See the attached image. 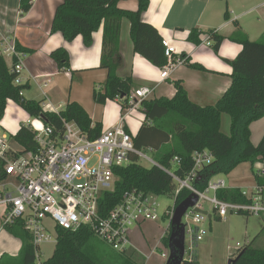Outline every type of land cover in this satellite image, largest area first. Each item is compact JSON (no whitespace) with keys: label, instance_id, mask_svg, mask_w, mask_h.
<instances>
[{"label":"trees","instance_id":"1","mask_svg":"<svg viewBox=\"0 0 264 264\" xmlns=\"http://www.w3.org/2000/svg\"><path fill=\"white\" fill-rule=\"evenodd\" d=\"M31 0H20L22 14L31 7ZM128 0H62L54 12L50 33H60L70 43L76 37L82 38L86 48L92 45V35L102 28V51L100 68L106 70V79L102 85H96L92 92L95 103L104 105L107 101L119 103L122 114L128 107V97L133 88L130 77L120 78L117 71L121 65L119 37L122 20H128L129 34L133 52L140 55L156 68H163L166 63L162 39L149 24L142 22L141 16L147 10L149 0H136L134 11L119 8V3ZM224 1L228 0H216ZM227 18V13H224ZM199 32L191 30L187 41L194 46L200 44ZM209 36L210 48L218 56L224 38L213 31ZM232 43L241 46L239 54L233 60H222L231 67V84L221 98L212 106L200 107L192 103L181 83L175 82V94L171 99L159 98L144 100L140 103L144 122L132 138L136 149H149L155 152L157 164L172 169L183 178L192 168L191 154L206 150L213 155L211 165L198 174L194 182L197 190L203 191L209 179L218 175H227L238 165L249 163L251 166L264 161V134L257 143L251 142L250 126L264 118V33L256 41H250L246 34L236 27L229 37ZM22 53L25 49L15 46ZM51 60L59 70H70L69 55L64 49L50 53ZM184 65L194 70L204 71L197 64H189L185 55ZM17 75L11 71L0 50V121L4 117L8 101L14 102L32 119L41 118L45 126H50L60 134L63 122L74 124L90 139L101 133V124L92 126V121L85 110L75 102L68 103L59 115L44 113L42 102L26 100L20 92L24 88L15 85ZM227 115L230 120V133L221 132V118ZM21 148L20 152L8 151L7 156L32 153L36 149L34 133L29 125H21L14 136H9ZM180 163L174 165V157ZM136 157H131L129 165L113 169L116 178L112 191L105 192L99 200L101 216L119 204L125 193L142 192L155 197L171 196L175 186L171 178L156 166L142 167ZM254 173V172H253ZM6 179L4 162L0 161V183ZM257 186L264 188V175L254 173ZM190 192L182 190L175 198V206L184 201ZM216 197L226 203L248 204L247 197L239 189H224ZM244 215L243 213H238ZM8 233L21 242L16 257L1 256L0 264H34V248L29 234L22 223L4 227ZM57 242L51 258L45 264H139L135 252L125 254L116 252L110 256L97 253L92 243V234L86 227L75 232L57 228ZM168 236L163 239L166 247ZM231 264H264V249L253 246V241L239 248ZM139 261V262H138ZM183 264H200L196 260Z\"/></svg>","mask_w":264,"mask_h":264},{"label":"crops","instance_id":"2","mask_svg":"<svg viewBox=\"0 0 264 264\" xmlns=\"http://www.w3.org/2000/svg\"><path fill=\"white\" fill-rule=\"evenodd\" d=\"M19 1L0 0V38H6L15 46L28 51L24 53V69L20 74L21 86L26 90V92L23 90L22 96L27 98L26 100L50 103L61 111L68 103H78L90 117L92 126L96 123L101 124V132L115 125L122 116L119 103L107 101L104 105H100L92 98L94 87L102 85L106 79V70L100 68L102 28L93 33L92 45L89 48L83 45L80 36L68 43L60 33H50L55 9L62 3V0H35L25 14L20 12ZM118 6L124 10L134 11L137 8V2L136 0L123 1ZM225 12L227 13L226 19L224 18ZM141 20L152 26L162 40L170 41L176 49V56L185 55L189 64H197L204 71L181 65L172 71L167 79L160 80V69L133 52L129 34L130 25L128 20L124 19L121 23L119 37L118 50L121 65L117 75L120 78L130 77L132 79L131 92L141 87H150L153 88V92L148 100L171 99L175 94L173 83L179 82L192 103L200 107L212 106L231 84V67L222 60H233L241 50V46L232 43L229 37L236 27L240 28L250 41H256L261 37L264 33V0H228L225 4L216 0H149L148 8L142 14ZM193 29L200 34V44L197 46L187 41V36ZM211 31L224 38L218 56L212 52L210 46L205 45L206 34ZM59 48L68 53L70 70H59L51 60L50 53ZM0 50L2 52L3 49L0 48ZM4 59L10 67V59L6 57ZM226 116L223 115L221 118V132L228 136L225 129L230 131V120L228 116L226 119ZM31 120L33 119L14 102H7L4 117L0 121V133L6 135L7 146L9 136H14L21 125H28ZM143 122L144 116L139 107L126 116L125 129L130 132L132 128L135 133L133 136H135ZM250 131L251 142L257 145L264 134V118L253 123ZM8 150L20 152L21 148L17 151L8 146ZM253 172L257 175L260 172L263 173L264 161L253 166L249 163L240 164L229 174L224 175L226 176L225 189H239L247 192V198H250L257 186ZM1 183L13 185L14 180L6 176ZM262 203L264 205V190ZM2 213L0 208V257H16L19 254L21 242L1 227ZM205 213L209 222L213 218L226 219L219 218L214 211V217ZM262 216L264 218V213ZM144 224L133 229L132 242L136 230ZM170 232L171 226L164 238L168 236L169 239ZM162 233L149 252L144 253L136 247L142 256H149L147 260L156 255L150 253L159 242V252L166 250L169 257L168 241L165 247L164 238H161ZM194 252V259L200 263L198 251L194 249ZM229 257V260L233 259L234 254Z\"/></svg>","mask_w":264,"mask_h":264},{"label":"built area","instance_id":"3","mask_svg":"<svg viewBox=\"0 0 264 264\" xmlns=\"http://www.w3.org/2000/svg\"><path fill=\"white\" fill-rule=\"evenodd\" d=\"M161 43L167 60L159 71L160 80L163 81L172 71L184 65V59L176 56V49L170 41L163 39ZM205 45L210 46L209 36L205 37ZM0 48L3 49L2 55L10 59L11 71L17 75L14 84L21 85L24 53L17 51L15 45L6 38H0ZM152 92L153 88L150 87H141L131 92L128 107L118 122L103 130L95 139L88 138L74 124L67 122H63L61 133L56 134L52 127L44 125L41 118H36L28 124L34 133L35 151L9 158L6 135L0 133V161L4 162L5 175L14 180L13 185L0 183V208L3 211L1 227L22 223L34 248V264L46 263L47 260L42 258L41 246L50 243L56 245L57 228L75 232L86 227L93 237L109 245L117 254L130 251L140 254L131 239L132 229L159 220L157 197L131 191L125 193L121 202L107 215L101 216L99 213L101 195L112 191L115 185L113 169L129 165L131 157L145 160L149 167H158L171 178L175 186L173 204L162 215L167 222L162 239L171 226L176 207L175 198L180 191L185 189L198 197L196 205L187 209L181 218L185 233L183 262L195 260V245L207 234L203 227L207 217L202 213L201 200L208 201L221 219H225L229 213L255 216L264 213L263 187L254 188L253 194L247 198L250 201L248 204L219 200L216 193L226 187L220 177L209 179L203 191L195 188L194 182L199 172L213 162L210 152L194 151L190 156L192 168L181 178L172 169L160 166L142 150L134 147V136L125 129L124 121L129 113L140 107L142 101L148 100ZM42 111L55 115L61 112L50 103H42ZM172 163L178 165L180 158L174 157ZM262 175L264 172L258 176ZM209 192L212 193L211 197L207 196ZM242 195L248 196L244 191ZM46 221L53 223L54 235L49 233ZM158 248L160 242L150 254H155ZM159 253L160 258L168 259V252L161 250Z\"/></svg>","mask_w":264,"mask_h":264},{"label":"rangeland","instance_id":"4","mask_svg":"<svg viewBox=\"0 0 264 264\" xmlns=\"http://www.w3.org/2000/svg\"><path fill=\"white\" fill-rule=\"evenodd\" d=\"M222 2L225 4L224 1ZM24 91L26 92V90ZM226 119H228L227 116ZM225 131L227 134H229V130L225 129ZM130 133L132 135L135 134L132 128L130 129ZM8 146L14 150H20V147L11 138L8 141ZM141 150L148 157H150L154 161H157L155 152H149L147 149ZM138 163L144 168L149 167V164H147V162L143 159H139ZM220 178L226 181V176L222 175L220 176ZM207 196L211 197L212 193H207ZM156 201L159 204V220L155 223H147L142 225L138 228V230H136V235L133 237V243L144 253L149 252V249L152 248L151 246L154 245V242L160 237V234L165 229L167 222L162 218V215L168 207L172 206L173 197L159 196L156 198ZM200 204L203 212H207L214 217L213 207L208 201L201 200ZM46 226L48 227L49 233L51 235H54L53 223L51 221H46ZM263 226L264 218L262 216V213L259 214V216L229 213L225 220H217L213 218L210 220V222L207 217L206 221L203 223V227L207 230V235L201 242L195 245V250H197L199 253L198 260L201 264H227L230 258L229 256H232L233 254L235 255L238 248L244 247L252 241H255L253 243L254 247L264 249ZM133 229L132 231H134ZM91 244H93V247L95 248L97 253H100L104 256H110L115 253V251L109 245L96 237L92 238ZM54 248L55 244L53 243L41 246V253L43 255L42 258L44 260H48L49 258H51ZM155 254L156 255H153L149 260H146L145 257L137 253L140 261L139 264H166V260L159 257V250H157Z\"/></svg>","mask_w":264,"mask_h":264},{"label":"water","instance_id":"5","mask_svg":"<svg viewBox=\"0 0 264 264\" xmlns=\"http://www.w3.org/2000/svg\"><path fill=\"white\" fill-rule=\"evenodd\" d=\"M198 197L190 194L184 201L175 207L174 216L171 221V232L168 239L169 257L166 264H182L184 254V226L181 223V218L187 209L196 205ZM206 214L205 212H202ZM234 262L230 259L228 264Z\"/></svg>","mask_w":264,"mask_h":264}]
</instances>
